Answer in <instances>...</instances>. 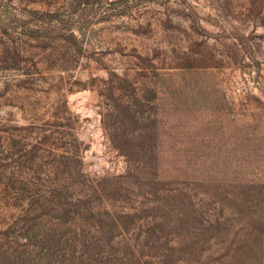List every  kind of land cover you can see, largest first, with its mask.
<instances>
[{"label": "rangeland", "instance_id": "obj_1", "mask_svg": "<svg viewBox=\"0 0 264 264\" xmlns=\"http://www.w3.org/2000/svg\"><path fill=\"white\" fill-rule=\"evenodd\" d=\"M0 264H264V0H0Z\"/></svg>", "mask_w": 264, "mask_h": 264}]
</instances>
